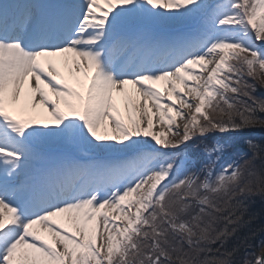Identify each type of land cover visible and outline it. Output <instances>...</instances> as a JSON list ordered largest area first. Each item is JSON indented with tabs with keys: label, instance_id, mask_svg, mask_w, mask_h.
Wrapping results in <instances>:
<instances>
[{
	"label": "snow or ice",
	"instance_id": "snow-or-ice-1",
	"mask_svg": "<svg viewBox=\"0 0 264 264\" xmlns=\"http://www.w3.org/2000/svg\"><path fill=\"white\" fill-rule=\"evenodd\" d=\"M248 78L264 87V0H0V264H264L228 247L264 197V143L169 154L264 128Z\"/></svg>",
	"mask_w": 264,
	"mask_h": 264
},
{
	"label": "trees",
	"instance_id": "trees-1",
	"mask_svg": "<svg viewBox=\"0 0 264 264\" xmlns=\"http://www.w3.org/2000/svg\"><path fill=\"white\" fill-rule=\"evenodd\" d=\"M250 82L252 81L248 78ZM257 91L254 95L258 97H264V87L261 85H256ZM244 134H249L247 139H253L258 143H264V128H246L241 131ZM230 138L235 139V142L228 148L229 152L224 155L225 161L235 158L237 156H247L250 158V153L248 151L247 145L245 144V137L241 136L242 133L239 132H228ZM240 133V134H239ZM256 133V135H254ZM258 134V135H257ZM214 140H217V136L214 135ZM237 138V139H236ZM213 142H211L213 144ZM224 143H227L224 139ZM228 145V144H227ZM207 145L206 147H208ZM206 147L196 146L193 152V160L202 161L205 158L204 149ZM245 223L241 224L238 229L237 235L232 238L228 244L229 248L240 246V252L237 259H241L248 254L255 253L258 255L261 247V243L264 242V197L254 196L251 197L248 202V209L245 214Z\"/></svg>",
	"mask_w": 264,
	"mask_h": 264
},
{
	"label": "bare ground",
	"instance_id": "bare-ground-1",
	"mask_svg": "<svg viewBox=\"0 0 264 264\" xmlns=\"http://www.w3.org/2000/svg\"><path fill=\"white\" fill-rule=\"evenodd\" d=\"M45 2H49V0H45ZM54 63L56 64V67L58 68V70H60L63 74L67 75V70L65 65L63 64V57H54L52 58ZM159 86L162 88V91H164V94L167 95L166 92V84L165 82H159L155 85V87L159 88ZM162 93V92H161ZM114 96L116 98V104H118L120 106V108H124V100L126 96L131 97L133 100H139V96L138 93H136L135 87L131 84L126 85L125 86V90L124 92L121 93H114ZM187 111V110H184ZM38 112L42 113L43 112V108L38 109ZM174 115V113H173ZM158 120L157 118H154V124H156V121ZM179 123V121H177ZM156 127L159 129V131H164V129H166V126H162L159 124H156ZM60 219V218H58Z\"/></svg>",
	"mask_w": 264,
	"mask_h": 264
},
{
	"label": "rangeland",
	"instance_id": "rangeland-1",
	"mask_svg": "<svg viewBox=\"0 0 264 264\" xmlns=\"http://www.w3.org/2000/svg\"><path fill=\"white\" fill-rule=\"evenodd\" d=\"M101 6H102V7H106V5H103V3H101ZM258 46H260V45L258 44ZM70 82L73 83V84H75V80H74V79L71 80ZM159 89H160V87H159ZM160 90H162V89H160ZM162 92H163V91H162ZM163 93H164V92H163ZM118 108H119V107H118ZM119 110H120V115L125 119V122H127V115H128V113L126 112L125 108H122V109L119 108ZM45 112H46V111H45ZM42 115H43L44 118L47 119V122L50 124V126H54V125H53V122L51 121V118L47 116V113L44 114V112H42ZM179 123L181 124V130H182V128H183V124H182V122H179ZM153 130L159 132V129H158L157 127H155ZM164 131H166V129H164ZM219 134H220V136H221L222 138H228V137H230V135H229L228 133H224V134L219 133ZM215 136H216V134H215ZM231 141L235 142V139H234V140H231ZM82 150H83V151H82ZM70 151H72V150H70ZM78 151H80V152L82 151V152L79 154V158H81L82 160H86V159H87V156H88L87 150L84 149V148H80V149H78ZM72 155H74V153H73Z\"/></svg>",
	"mask_w": 264,
	"mask_h": 264
},
{
	"label": "water",
	"instance_id": "water-1",
	"mask_svg": "<svg viewBox=\"0 0 264 264\" xmlns=\"http://www.w3.org/2000/svg\"><path fill=\"white\" fill-rule=\"evenodd\" d=\"M263 251H264V249H263Z\"/></svg>",
	"mask_w": 264,
	"mask_h": 264
}]
</instances>
